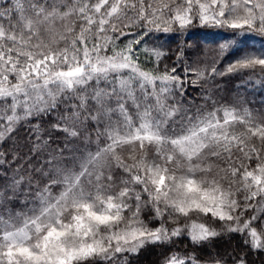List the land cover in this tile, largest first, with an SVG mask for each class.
Masks as SVG:
<instances>
[{
  "label": "snow or ice",
  "instance_id": "snow-or-ice-1",
  "mask_svg": "<svg viewBox=\"0 0 264 264\" xmlns=\"http://www.w3.org/2000/svg\"><path fill=\"white\" fill-rule=\"evenodd\" d=\"M57 7L64 10L57 12ZM28 10L34 18L25 15ZM53 15L68 18V24L63 33L49 29L44 38L41 24ZM0 21H7V27L0 23V141L13 139L17 125L27 124L38 150L41 125L32 120L45 116L55 117L52 130L68 136L79 134L77 125L95 121L97 138L105 135L110 141L94 154L97 161L107 158V172L101 166L71 180L49 175L45 184L37 181L43 206L24 227L9 231L5 225L0 264H131L124 253L138 254L149 243L168 250L185 236L191 251L183 260L165 256L163 264H229L211 251L207 259L197 254L222 233L238 237L230 264H250L253 252L264 257V115L253 117L247 109L237 115L226 107L221 120L217 108L207 118L189 119L179 132L169 134L164 127L176 122L180 108L169 100L185 91L186 79L196 84L209 69L213 78L239 69L264 73V0H185L162 3L151 12L142 0H64L60 6L55 0L52 5L29 0L27 9L24 0H0ZM194 21L222 30L215 34V48L190 49L186 40L175 52L164 44L148 47V39H161L156 32L173 31L178 23L175 31L183 34ZM126 28L137 31L122 46L117 41L130 34ZM257 36L259 48L249 43ZM58 40L64 47L56 46ZM142 50L155 57L147 70L140 61ZM209 53L210 64L193 67V58L199 63ZM164 61H172L171 66ZM129 102L141 119L139 126L133 127ZM113 111L123 117V134L110 117L101 126ZM230 120L242 122L243 130ZM123 144L131 145L132 164L117 152ZM153 146L155 155L149 158ZM7 155L0 151V163L19 158L15 144L12 161ZM253 158L255 166H246ZM113 165L127 177L114 176ZM213 168L217 175H211ZM39 171L44 174L43 168ZM23 179L14 174L0 196L9 190L14 195ZM117 179L118 194L101 197L102 185ZM85 182L97 186L95 195ZM57 183L67 187L53 197ZM199 217L215 218L220 228L198 222ZM152 220L158 223L153 226Z\"/></svg>",
  "mask_w": 264,
  "mask_h": 264
},
{
  "label": "trees",
  "instance_id": "trees-1",
  "mask_svg": "<svg viewBox=\"0 0 264 264\" xmlns=\"http://www.w3.org/2000/svg\"><path fill=\"white\" fill-rule=\"evenodd\" d=\"M206 0H201L205 2ZM44 3L45 0H39ZM64 0H55L57 6L62 5ZM140 2V0H137ZM241 2V0H238ZM25 8L29 0H24ZM48 5L53 4V0H46ZM145 6L146 12H151L154 7L160 6L162 3L171 4H184L185 0H142ZM151 6V7H150ZM62 7H57V12L63 11ZM51 11V8H49ZM26 16L32 17L31 10L26 11ZM5 27H7V21H0ZM68 24V18H62L59 15H53L48 17V20L41 24L42 36L47 38L49 36V29H53V34L63 33L65 27ZM179 27L178 23L173 24V31L168 33L156 32V36H161L160 40H155V37L148 39V47L152 48L158 44H164L166 49H170L171 52H175L178 44L183 41L188 42V47L194 49L199 47L201 49H213L215 44L213 40L216 39L215 34L222 31L211 25H202L198 21H194L192 25L187 26L186 31L180 34L175 31ZM130 34L127 37H121L117 43L125 45L127 40L131 38V33L137 31L135 28H126ZM256 48L260 47V38L257 36L255 39L249 42ZM65 42L58 40L57 47H64ZM154 55L151 58L146 57L142 54L140 61L142 66L151 68L153 66ZM175 57L173 56V60ZM211 53L206 58H201L199 63L193 58V67L199 66L204 68L205 65L211 63ZM163 63L171 66L172 61H164ZM163 63L159 65L163 68ZM218 67L223 68V64H219ZM209 74L196 84H192L190 79L185 80V91L178 94L175 98H170L169 103L176 105L180 108V111L175 117V124L169 123L164 126L165 130L171 134L173 132H179L181 127L187 128L189 119L200 120L207 118L209 113L219 108L220 111L217 116L224 119V109H235L237 115H243L244 110L247 109L251 112L253 117L258 118L264 115V73H261L258 69H239L235 72H228L224 75H217L214 78L211 75L210 69ZM183 75V73H181ZM190 77L195 78V72L188 74ZM149 90L151 85L148 86ZM211 97V100L208 97ZM215 101V103H213ZM114 107V105H113ZM129 103V110L132 117L135 119L137 111ZM155 115V113H153ZM109 117L113 127H121L122 116L117 111H113L101 120V126L109 123ZM200 117V118H199ZM55 121V117L45 116L42 120L33 119L32 123H40V135L43 138L41 141V147L38 150L34 149L36 142V136L34 133L29 131L27 124H18L17 130L11 135L13 139L5 137L3 141H0V151L7 152V159L12 161L13 145L15 144V150L19 154V158L11 162L9 165L0 163V172L6 173V176L0 174V192L3 191L6 184L11 183V179L14 174L19 179L21 176L24 177L22 183L16 189L15 194L9 190L7 196H0V238H2L5 225L7 230H13L16 228L24 227L25 221L28 217L38 215L43 204L38 196L37 181L41 185L47 182L48 176L51 175L56 181H64L65 179H75V175L81 173L83 170L94 172L101 166H104V171L107 168V158L104 157L97 161L94 158V154L98 148H103L104 145L110 143L105 135H101L97 138V125L95 121H89L86 125H77L79 134L77 136H68L64 133H57L51 128V123ZM236 128V130H243V124L230 121ZM124 127L121 129L123 134ZM48 141L44 144L43 141ZM257 144L259 143L256 138ZM147 143V142H146ZM33 149V150H32ZM32 150V151H31ZM121 159L129 164H132V148L130 144H123L117 150ZM149 158L155 155L154 146L153 151L150 152ZM19 165V167H17ZM246 166L254 167L255 158L251 162H246ZM43 168L44 174L39 171ZM142 171V170H141ZM213 175H217L216 169L212 170ZM112 173L116 177H127L123 169L117 168L113 165ZM222 174V173H221ZM32 177L31 186H29V178ZM86 180V178H85ZM86 190H91L93 194L96 193L97 186H91L87 182L83 185ZM67 187L65 183H57L53 189V197L58 196L64 188ZM121 187L119 179L113 183L105 182L102 185V191L100 192L101 197L104 195L116 194ZM251 211V209H249ZM130 215V213H127ZM149 212L145 208L142 211V218L146 221L149 219ZM198 222L214 223L217 229L220 228V224L213 221H209L207 217L196 218ZM158 223L157 220H152L151 224L154 226ZM238 237L230 238L228 234H220L212 239V241L205 242L204 247L199 248L198 255L207 259V253L211 251L213 254H219L225 260L231 261L233 250L237 247ZM192 244L190 239L185 236L178 239L175 245L170 246L168 250L160 247H156L151 243L144 245L138 254L125 253L131 264H163L165 256H175L177 260H183L184 254L190 252ZM163 253V255H162ZM250 264H264V257L253 252L249 256Z\"/></svg>",
  "mask_w": 264,
  "mask_h": 264
},
{
  "label": "rangeland",
  "instance_id": "rangeland-1",
  "mask_svg": "<svg viewBox=\"0 0 264 264\" xmlns=\"http://www.w3.org/2000/svg\"><path fill=\"white\" fill-rule=\"evenodd\" d=\"M204 3H210V0H206ZM126 71V70H125ZM130 104H131V102H129ZM135 108V107H134ZM130 109L131 110H133V107L131 108L130 107ZM217 115V114H216ZM133 118V117H132ZM200 118V117H199ZM122 119V123H123V117L121 118ZM231 121V120H230ZM141 123V119H140V117L137 115L136 116V118L134 119L133 118V127H136V126H139V124ZM124 127V123H123V126H121V127H119L120 129H122ZM125 131V130H124ZM121 134H122V132H121ZM108 170H106L105 172H107ZM197 177H200L201 175H202V173H200V172H197L196 174H195ZM211 175H213V172L211 173ZM118 192L119 191H116V194H118ZM97 204H99V201H97ZM70 209H65V216H66V218L67 219H70V217H67V213H68V211H69ZM66 222H67V220H66ZM15 229H13V230H10V231H14ZM34 242V241H33ZM125 254V253H124Z\"/></svg>",
  "mask_w": 264,
  "mask_h": 264
}]
</instances>
